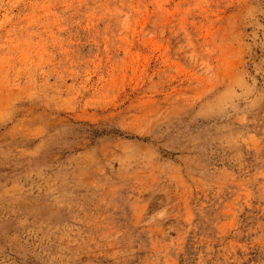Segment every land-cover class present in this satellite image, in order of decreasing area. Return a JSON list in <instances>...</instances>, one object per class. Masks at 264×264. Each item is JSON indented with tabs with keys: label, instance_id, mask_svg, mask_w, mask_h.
I'll use <instances>...</instances> for the list:
<instances>
[{
	"label": "rangeland",
	"instance_id": "374dc122",
	"mask_svg": "<svg viewBox=\"0 0 264 264\" xmlns=\"http://www.w3.org/2000/svg\"><path fill=\"white\" fill-rule=\"evenodd\" d=\"M0 264H264V0H0Z\"/></svg>",
	"mask_w": 264,
	"mask_h": 264
}]
</instances>
